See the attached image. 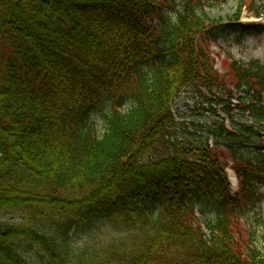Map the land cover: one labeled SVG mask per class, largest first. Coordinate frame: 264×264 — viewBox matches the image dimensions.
Returning a JSON list of instances; mask_svg holds the SVG:
<instances>
[{
    "label": "trees",
    "instance_id": "obj_1",
    "mask_svg": "<svg viewBox=\"0 0 264 264\" xmlns=\"http://www.w3.org/2000/svg\"><path fill=\"white\" fill-rule=\"evenodd\" d=\"M203 5L0 0V264H264L239 235L244 210L219 151L227 142L235 156L258 132L227 130L218 114L264 128V65L230 60L228 87L209 53L227 31L262 35L239 20L264 16V0H240L225 23ZM182 91L217 121L180 132ZM246 165L242 186L264 185V158ZM100 228L104 245L73 241Z\"/></svg>",
    "mask_w": 264,
    "mask_h": 264
},
{
    "label": "rangeland",
    "instance_id": "obj_2",
    "mask_svg": "<svg viewBox=\"0 0 264 264\" xmlns=\"http://www.w3.org/2000/svg\"><path fill=\"white\" fill-rule=\"evenodd\" d=\"M240 0H203V11L206 16L218 23H225L235 16ZM257 6L259 4L257 3ZM242 24H264V16L256 19L251 16L246 10H243L239 20ZM209 53L213 60V69L225 81L228 87H231L230 81L226 79L228 66L230 60L240 63H248L252 60L258 61L264 65V33L260 36L244 35L238 37L235 31H227L218 41L209 46ZM242 94H236V98ZM202 99L197 95H192L188 91H182L180 96L172 103L171 110L174 115L176 123L180 126L184 123L187 128H191V124H199L200 126L209 127V122H216L215 117H211L207 112H202L201 108H206L202 105ZM233 102V104H236ZM129 108V104H125L122 111ZM204 113V118L201 114ZM220 120L223 119L224 125L228 130H248L252 134L258 132V135L252 137H243L242 142L239 144L234 143L235 156L226 150L227 142L221 143L219 151L222 153V160L227 165L225 172L227 180L229 181L231 192L239 196L244 214L240 222V237L246 240L249 250L257 249L259 252L264 253V185L257 184L252 188L243 187L239 176L234 171V166L239 170L249 171L246 162L252 164H260V160L264 158V128H259L258 125H253L251 120L246 116L244 118L234 116L233 118H225L222 111L218 112ZM94 127L98 134L103 132V121L99 115L92 116ZM219 120V121H220ZM208 122V123H207ZM241 127V128H239ZM244 127V128H243ZM200 136L203 133L200 131ZM212 144V140H211ZM198 218L199 215L197 214ZM3 221L9 224H19L21 217L19 215H9L3 217ZM202 222H204L202 220ZM204 233L206 231L204 230ZM105 233L100 229H95L91 233L81 232L77 237L73 238L76 244L82 245L83 243H91L92 240L100 241L103 245L106 244L107 238ZM24 257L32 262L39 260L35 251H29L24 254ZM43 260L42 264H46Z\"/></svg>",
    "mask_w": 264,
    "mask_h": 264
}]
</instances>
